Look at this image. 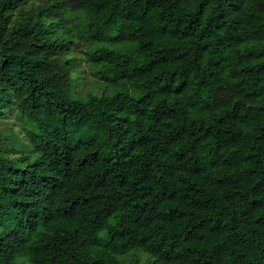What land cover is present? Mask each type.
Returning <instances> with one entry per match:
<instances>
[{"label": "trees", "instance_id": "1", "mask_svg": "<svg viewBox=\"0 0 264 264\" xmlns=\"http://www.w3.org/2000/svg\"><path fill=\"white\" fill-rule=\"evenodd\" d=\"M8 110L0 264H264V0H0Z\"/></svg>", "mask_w": 264, "mask_h": 264}, {"label": "rangeland", "instance_id": "2", "mask_svg": "<svg viewBox=\"0 0 264 264\" xmlns=\"http://www.w3.org/2000/svg\"><path fill=\"white\" fill-rule=\"evenodd\" d=\"M86 48L87 46L82 45L72 53L75 64V69L72 72V77H74L73 92L77 96H84L88 92L102 93L109 89L105 81L97 78L95 67L87 62L84 55ZM22 125H24L23 121L17 117L14 110H8L6 116L0 119V129L2 132L11 134L10 130L19 131L18 135L20 138L23 137ZM120 258L127 261L137 258L141 263H145L148 259V255L141 251H134L122 255ZM18 263L30 264L24 256L19 257Z\"/></svg>", "mask_w": 264, "mask_h": 264}]
</instances>
